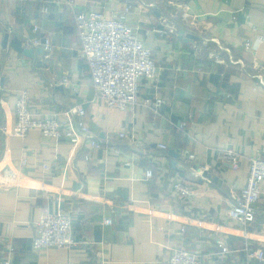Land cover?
<instances>
[{"label":"crops","instance_id":"obj_1","mask_svg":"<svg viewBox=\"0 0 264 264\" xmlns=\"http://www.w3.org/2000/svg\"><path fill=\"white\" fill-rule=\"evenodd\" d=\"M92 10L124 14L152 50L161 74L156 83L142 80L140 100L164 99L158 114L143 102L131 111L110 109L98 96L75 20ZM15 36L43 53L16 51ZM258 36L264 37V0H0V128L14 127L18 95L27 91L32 113L42 118L83 103L95 134L120 149L73 146L38 129L25 138L0 129V262L13 253L15 264H169L183 247L203 264H264V199L250 226L226 215L232 195L248 182L251 160L264 158ZM34 39H50L52 51L32 46ZM132 131L141 144L119 138ZM187 150L196 161L187 163ZM228 151L237 165L223 158ZM177 179L192 184L186 202L173 193ZM46 210L71 213L77 245L34 249Z\"/></svg>","mask_w":264,"mask_h":264},{"label":"built area","instance_id":"obj_2","mask_svg":"<svg viewBox=\"0 0 264 264\" xmlns=\"http://www.w3.org/2000/svg\"><path fill=\"white\" fill-rule=\"evenodd\" d=\"M87 0H65L68 5L86 4ZM132 5L125 6L123 13H128ZM47 11V8H44ZM118 13L107 16L99 10L80 11L76 14V26L82 43V56L87 61L91 79L98 96L103 99L110 109L131 111L138 103H144L159 113L165 103L162 98H146L140 100V86L142 80L156 83L160 78V67L152 56V50L144 45L138 36V28L125 21V15ZM38 28L37 26L35 27ZM258 40H264L258 36ZM32 46H42L50 53L51 40L41 42L39 39L30 41ZM250 42H246L247 47ZM264 85L263 76L259 75ZM67 80L66 78H64ZM64 80V81H65ZM32 98L27 91L18 95L16 102V123L9 129L2 126L0 129L5 135L25 138L33 129L41 131L46 138L59 140L66 138L73 146L88 144L92 149L103 146L110 148L116 154L120 149L110 140L100 139L86 121L87 110L83 103L71 105L62 111H55L51 116L42 118L35 116L31 110ZM183 122L181 127H185ZM120 139L128 138L133 143L141 144L135 135L126 132L119 133ZM166 150L165 145H160ZM187 163L196 161V154L187 150ZM88 158V157H87ZM224 159L237 165L238 158L232 151L225 152ZM26 160L22 161V166ZM148 178L153 172L148 170ZM172 190L180 201H188L193 195L192 184L183 179L172 182ZM264 199V158L252 159L248 182L241 190L232 195L227 217L250 226L256 220V206ZM112 218L105 220V224H112ZM74 218L65 210L52 212L46 210L40 221L36 223V236L33 240L35 250H47L52 247L72 248L78 241L74 237ZM94 242L92 241V244ZM222 252H230L228 245L219 240ZM263 263L264 259H260ZM0 264H15L13 253L8 254ZM169 264H203L198 254L183 247L175 248L169 258Z\"/></svg>","mask_w":264,"mask_h":264},{"label":"water","instance_id":"obj_3","mask_svg":"<svg viewBox=\"0 0 264 264\" xmlns=\"http://www.w3.org/2000/svg\"><path fill=\"white\" fill-rule=\"evenodd\" d=\"M180 33H181V35L185 34L184 30H181ZM191 38H194V36L191 35V34H186L185 35V40H189ZM9 40H10V34H7L6 37H5V40H4L5 45L9 42ZM11 45L16 51L22 53L25 56L32 57V56H34L35 52L43 53V50L40 49V48L39 49H35V48H32V47H26L23 44V42L19 39L18 36H15L14 38L11 39ZM169 154H171L174 157H180V154L177 153L175 150H169ZM173 165H175V164L173 163ZM204 176L207 177V178H211V176L209 175L208 172H205Z\"/></svg>","mask_w":264,"mask_h":264},{"label":"rangeland","instance_id":"obj_4","mask_svg":"<svg viewBox=\"0 0 264 264\" xmlns=\"http://www.w3.org/2000/svg\"><path fill=\"white\" fill-rule=\"evenodd\" d=\"M193 194H194V190H193ZM193 196V195H192Z\"/></svg>","mask_w":264,"mask_h":264}]
</instances>
